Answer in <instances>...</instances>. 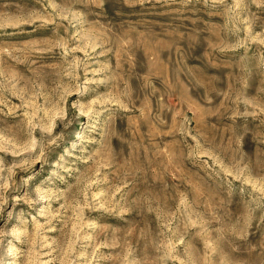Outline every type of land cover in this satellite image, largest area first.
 Instances as JSON below:
<instances>
[{
    "label": "rangeland",
    "instance_id": "obj_1",
    "mask_svg": "<svg viewBox=\"0 0 264 264\" xmlns=\"http://www.w3.org/2000/svg\"><path fill=\"white\" fill-rule=\"evenodd\" d=\"M0 264H264V0H0Z\"/></svg>",
    "mask_w": 264,
    "mask_h": 264
}]
</instances>
